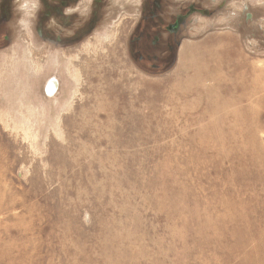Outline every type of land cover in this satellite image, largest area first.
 I'll return each mask as SVG.
<instances>
[{"label":"rangeland","instance_id":"374dc122","mask_svg":"<svg viewBox=\"0 0 264 264\" xmlns=\"http://www.w3.org/2000/svg\"><path fill=\"white\" fill-rule=\"evenodd\" d=\"M182 1L214 12L182 42L229 45L197 85L181 45L167 72L138 68L123 23L71 51L37 35L39 8L3 23L0 264H264V0ZM233 127L239 157L217 142Z\"/></svg>","mask_w":264,"mask_h":264},{"label":"flooded vegetation","instance_id":"af4514ba","mask_svg":"<svg viewBox=\"0 0 264 264\" xmlns=\"http://www.w3.org/2000/svg\"><path fill=\"white\" fill-rule=\"evenodd\" d=\"M17 2L18 0H0V30L3 23L7 24L6 21L11 18L18 5L24 6L22 11L30 10L32 7L39 8L42 11L38 12L40 15L36 13L38 15L36 17L37 35L50 45H56L57 48L65 47V50L71 51L83 46L93 35H97L95 39H99L104 37L107 31L115 32L116 30L117 33V29H120L119 23H123L129 28L128 36L125 38L128 58L138 68L151 74L165 73L171 68L176 50L183 41L182 31L189 18L195 13L205 15L202 11L206 9L196 4L185 6L182 0H23L22 3ZM29 2L34 4L29 5ZM173 2L179 8L177 12H174V17L170 9ZM213 13L209 10L207 16ZM123 14L129 16H123ZM124 19L130 20L125 22ZM120 34L121 32H118L117 36ZM116 39L118 42L119 39ZM9 40V35L0 36V46L5 45ZM51 79L57 81V89L52 93L48 92L51 91L49 83L53 81L48 79L47 84L44 83V93L53 97L61 89L62 81L59 77Z\"/></svg>","mask_w":264,"mask_h":264},{"label":"crops","instance_id":"0c3cea01","mask_svg":"<svg viewBox=\"0 0 264 264\" xmlns=\"http://www.w3.org/2000/svg\"><path fill=\"white\" fill-rule=\"evenodd\" d=\"M208 39L209 40H207V41H203L204 43H202L201 40L196 41V40H190V39H189V42H187L188 40H186V42L184 41L181 43V47L183 48L181 50L182 53H180V55L178 56V59L176 61L178 63L179 62L181 63V67H183L181 71L183 72V71L189 70V69H194L195 72L197 71L196 73H194L193 79L190 78V82L187 83L188 85L199 84L200 79L203 80V78L206 75L211 73V72H209V70H212V69H209V66L207 69L206 64H208V61L206 59L212 60L216 51H217V53H216L217 60H222V61L228 60L226 58L227 56H229V54H227V50L229 49V48H227L229 46L228 43L218 41V40L214 39L213 37L208 38ZM178 63H177V65H178ZM232 75L234 76V73ZM224 78L226 79V78H228V76H225ZM191 87H195V86H191ZM229 99H230V97H228L227 99H224V103H227V105L229 103H231ZM233 99H234V96H233ZM222 107H224V106H222ZM227 116H228V114L225 117H227ZM221 117H223V116H221ZM217 123H219V122H217Z\"/></svg>","mask_w":264,"mask_h":264},{"label":"bare ground","instance_id":"6f19581e","mask_svg":"<svg viewBox=\"0 0 264 264\" xmlns=\"http://www.w3.org/2000/svg\"><path fill=\"white\" fill-rule=\"evenodd\" d=\"M51 80H53V79H50V81ZM249 84V83H248ZM248 84H246V86L248 85ZM49 89L51 90V91H48L49 93H52L53 92V90H55V89H57V81H55V80H53L51 83H49ZM52 95V94H51ZM54 95V94H53ZM233 102H234V99H233ZM225 127V126H224ZM228 127V126H227ZM224 131H226V135H228V138H224V136H226L225 134H224V132L223 131H217L216 132V137H217V142H218V145H219V150L221 151V152H223L224 150H226L227 149V151L228 152H231L232 151V153H233V157H239L240 156V154H237V152L238 151H236L237 149H238V147L236 146V147H229V148H227V146H225V142L227 141V143L228 142H230V141H234V140H236L237 139V137H236V139L235 138H233V137H230V133H233V134H237V133H239V131L238 130H236V128L235 127H233L232 128V130H229V128H227L226 130H225V128L223 129ZM241 133V132H240ZM256 136H257V134H253V137H252V140L255 138V140H259V139H257L256 138ZM239 138H242V140L241 139H239ZM238 140H240L241 142L242 141H244V139H243V136H239L238 137ZM235 146V145H234ZM242 146H244L243 144H242ZM241 147H239V149H240ZM241 151V150H240ZM132 154V153H131ZM228 154H230V153H227V155ZM232 183L231 182H228V186H229V188L230 189H232L231 187H232ZM232 190H234V188L232 189Z\"/></svg>","mask_w":264,"mask_h":264},{"label":"water","instance_id":"95a60500","mask_svg":"<svg viewBox=\"0 0 264 264\" xmlns=\"http://www.w3.org/2000/svg\"><path fill=\"white\" fill-rule=\"evenodd\" d=\"M205 15H208L209 14V10L206 8L202 11Z\"/></svg>","mask_w":264,"mask_h":264},{"label":"trees","instance_id":"16d2710c","mask_svg":"<svg viewBox=\"0 0 264 264\" xmlns=\"http://www.w3.org/2000/svg\"><path fill=\"white\" fill-rule=\"evenodd\" d=\"M174 64H175V60H174V62H173V64H172V66H171V67H173V66H174Z\"/></svg>","mask_w":264,"mask_h":264}]
</instances>
